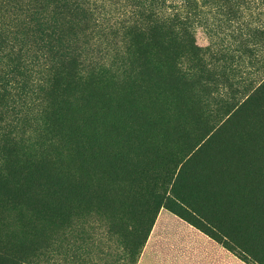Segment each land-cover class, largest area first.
<instances>
[{
  "label": "trees",
  "instance_id": "obj_1",
  "mask_svg": "<svg viewBox=\"0 0 264 264\" xmlns=\"http://www.w3.org/2000/svg\"><path fill=\"white\" fill-rule=\"evenodd\" d=\"M117 1L0 0V264H77L97 222L137 264L162 209L264 264V81L223 105L238 51L194 32L212 0Z\"/></svg>",
  "mask_w": 264,
  "mask_h": 264
},
{
  "label": "rangeland",
  "instance_id": "obj_2",
  "mask_svg": "<svg viewBox=\"0 0 264 264\" xmlns=\"http://www.w3.org/2000/svg\"><path fill=\"white\" fill-rule=\"evenodd\" d=\"M115 2L118 1L113 0V4ZM227 3L223 2L221 5L230 6V4L227 6ZM218 4L217 0H212L203 7V13L194 26V32L196 42L200 47L210 45L211 56L215 53L233 54V51H238L240 87L235 89H238L240 93L233 97L232 91H229L223 98L225 100L223 105L230 107L240 98L241 100L244 98L243 95L249 87L253 84L260 85L264 81V0H239V4L232 1L231 5L235 7L236 14L230 17L218 14ZM109 5L112 4L109 3ZM220 106L217 101L211 102L210 110L201 116L204 123L213 124L215 128L221 124L225 115L221 116ZM240 121H243V126L246 127L247 121L244 119ZM180 150L175 146L172 153ZM172 153L169 154L173 157L177 156ZM120 234L121 231L116 234V237H110L113 238L110 240L104 225L97 222L98 239L95 244L89 245L93 255L88 259L81 257L77 264H136L137 256L128 257V247ZM51 264L63 263L61 259L54 258Z\"/></svg>",
  "mask_w": 264,
  "mask_h": 264
},
{
  "label": "crops",
  "instance_id": "obj_3",
  "mask_svg": "<svg viewBox=\"0 0 264 264\" xmlns=\"http://www.w3.org/2000/svg\"><path fill=\"white\" fill-rule=\"evenodd\" d=\"M137 264H246L208 235L162 209Z\"/></svg>",
  "mask_w": 264,
  "mask_h": 264
}]
</instances>
